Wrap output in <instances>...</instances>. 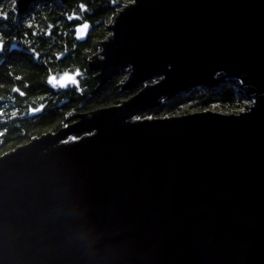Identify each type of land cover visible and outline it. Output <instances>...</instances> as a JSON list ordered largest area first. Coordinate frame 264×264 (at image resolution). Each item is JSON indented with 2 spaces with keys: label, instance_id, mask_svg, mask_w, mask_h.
I'll return each mask as SVG.
<instances>
[{
  "label": "water",
  "instance_id": "1",
  "mask_svg": "<svg viewBox=\"0 0 264 264\" xmlns=\"http://www.w3.org/2000/svg\"><path fill=\"white\" fill-rule=\"evenodd\" d=\"M107 29L95 91L135 92L0 155V264H264V0H131ZM227 81L243 108L138 116Z\"/></svg>",
  "mask_w": 264,
  "mask_h": 264
},
{
  "label": "trees",
  "instance_id": "2",
  "mask_svg": "<svg viewBox=\"0 0 264 264\" xmlns=\"http://www.w3.org/2000/svg\"><path fill=\"white\" fill-rule=\"evenodd\" d=\"M131 0L37 1L22 17L14 0H0V155L48 131H57L75 121L77 114L117 104L131 94L117 83L118 72L97 88L95 72L88 59L98 42L109 33L111 16ZM72 14L77 17H70ZM88 21L92 27L85 40L74 37V27ZM79 69L76 85L54 89L51 74ZM243 99L231 82L195 87L138 116L181 114L206 108L231 111L242 107ZM42 107L37 112L32 111ZM150 114V115H149ZM77 135H74L76 137ZM72 137H69V139Z\"/></svg>",
  "mask_w": 264,
  "mask_h": 264
},
{
  "label": "rangeland",
  "instance_id": "3",
  "mask_svg": "<svg viewBox=\"0 0 264 264\" xmlns=\"http://www.w3.org/2000/svg\"><path fill=\"white\" fill-rule=\"evenodd\" d=\"M51 1L58 2V0H51ZM14 3H15V0H14ZM72 16L77 17V15H74V14H72L70 17H72ZM80 74H81V71L79 69H75L73 71H64L60 74H51L48 78V81L54 89H60V88H64V87L69 86V85H76L78 82V76ZM73 80L75 82H73ZM227 82H229V81H227ZM221 83L222 82L218 83L217 85H219ZM231 83H233V85L236 86V84L234 82H231ZM61 85H64V86H61ZM217 85H215V86H217ZM200 87H210V86H200ZM214 87H210V88H214ZM193 89H191L190 91H192ZM236 91H238L237 86H236ZM130 93H132V91H130L128 94H130ZM185 93H188V92H185ZM239 96H241V98L243 99L242 107H241V108H243L246 103H249V100L244 98V96L242 94H239ZM165 101H167V100H165ZM241 108H239V109H241ZM143 112H145V111H143ZM71 136L73 137L74 135H71ZM71 136H69V137H71ZM69 137H68V139H69Z\"/></svg>",
  "mask_w": 264,
  "mask_h": 264
},
{
  "label": "flooded vegetation",
  "instance_id": "4",
  "mask_svg": "<svg viewBox=\"0 0 264 264\" xmlns=\"http://www.w3.org/2000/svg\"><path fill=\"white\" fill-rule=\"evenodd\" d=\"M42 107H38V108H36L35 110H33L32 109V111H34V112H37L39 109H41Z\"/></svg>",
  "mask_w": 264,
  "mask_h": 264
},
{
  "label": "snow or ice",
  "instance_id": "5",
  "mask_svg": "<svg viewBox=\"0 0 264 264\" xmlns=\"http://www.w3.org/2000/svg\"><path fill=\"white\" fill-rule=\"evenodd\" d=\"M85 28H87V25H85ZM73 82H75V81L73 80ZM61 86H64V85H61Z\"/></svg>",
  "mask_w": 264,
  "mask_h": 264
},
{
  "label": "bare ground",
  "instance_id": "6",
  "mask_svg": "<svg viewBox=\"0 0 264 264\" xmlns=\"http://www.w3.org/2000/svg\"><path fill=\"white\" fill-rule=\"evenodd\" d=\"M199 87H200V86H199ZM235 87H236V86H235ZM128 97H129V96H128ZM210 109H211V108H210ZM141 113H142V112H141ZM149 115H150V114H149ZM71 137H72V136H71ZM73 137H74V136H73ZM73 137H72V138H73Z\"/></svg>",
  "mask_w": 264,
  "mask_h": 264
}]
</instances>
